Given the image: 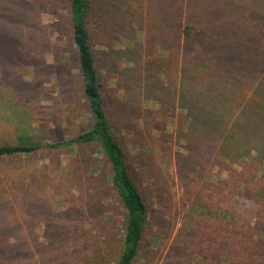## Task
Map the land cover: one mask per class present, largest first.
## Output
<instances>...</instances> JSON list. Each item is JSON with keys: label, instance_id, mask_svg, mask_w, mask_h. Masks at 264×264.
Here are the masks:
<instances>
[{"label": "rangeland", "instance_id": "rangeland-1", "mask_svg": "<svg viewBox=\"0 0 264 264\" xmlns=\"http://www.w3.org/2000/svg\"><path fill=\"white\" fill-rule=\"evenodd\" d=\"M146 1L92 0L87 27L114 134L133 156L154 148L165 172L156 179L140 163H132L149 210L135 264H187L183 236L177 235L186 212L181 203L184 187L175 160L161 155L164 148L187 152L174 146L178 120L168 118V102L160 103L157 89L141 91L148 73L160 74L171 90L174 60L170 54L150 53L145 45L141 70L128 51L149 34L146 23H138ZM125 11L134 14L122 15ZM91 124L68 0H0V146L45 147L0 157V240L5 249L0 264H116L120 259L127 211L101 147L53 146ZM217 173L218 168L214 180ZM158 186L171 190L172 203L165 204L169 207L156 198ZM194 264L206 262L195 259Z\"/></svg>", "mask_w": 264, "mask_h": 264}, {"label": "trees", "instance_id": "trees-1", "mask_svg": "<svg viewBox=\"0 0 264 264\" xmlns=\"http://www.w3.org/2000/svg\"><path fill=\"white\" fill-rule=\"evenodd\" d=\"M68 3L92 124L53 146L94 143L101 147L111 167L113 187L127 211L123 250L116 264H135L149 210L132 163L137 161L156 179L165 172L154 148L140 149L133 156L114 134L87 27L92 0ZM97 4L105 6L103 1ZM146 5L138 23L145 22L149 34L145 42L134 41L128 51L141 70L147 57L145 45L150 53L170 54L174 60L176 80L171 90L160 74L148 73L141 91L149 94L157 89L160 103L168 102V118L178 120L174 146L187 152L165 148L161 152L162 157L171 155L175 160L188 200L181 198L186 212L177 235L183 236L189 262H181L264 264V0H149ZM125 12L122 15L134 14ZM41 148L45 147L2 145L0 157ZM216 168L218 181L213 174ZM223 172H227L224 179ZM155 192L162 207H169L165 205L172 203L169 187L158 186ZM3 243L0 240L5 256Z\"/></svg>", "mask_w": 264, "mask_h": 264}, {"label": "crops", "instance_id": "crops-1", "mask_svg": "<svg viewBox=\"0 0 264 264\" xmlns=\"http://www.w3.org/2000/svg\"><path fill=\"white\" fill-rule=\"evenodd\" d=\"M15 43H4L3 45L4 46H13ZM14 46H16V45H14ZM11 52H14V50H12Z\"/></svg>", "mask_w": 264, "mask_h": 264}]
</instances>
